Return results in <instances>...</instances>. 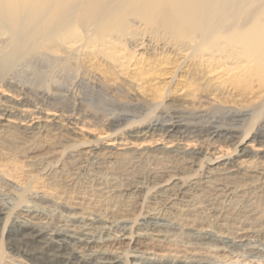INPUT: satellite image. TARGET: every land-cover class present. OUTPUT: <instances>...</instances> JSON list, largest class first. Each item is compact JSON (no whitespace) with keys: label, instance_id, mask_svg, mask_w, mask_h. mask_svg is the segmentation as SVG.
<instances>
[{"label":"rangeland","instance_id":"374dc122","mask_svg":"<svg viewBox=\"0 0 264 264\" xmlns=\"http://www.w3.org/2000/svg\"><path fill=\"white\" fill-rule=\"evenodd\" d=\"M133 29L146 32L140 23ZM17 31L0 34V126L10 118L20 130L39 127L30 134L0 127V264L60 263L61 253L9 220L28 214L53 229L88 228L97 243L86 253L112 252L124 264H264V59L61 39L30 54ZM164 122L180 125L168 131ZM181 145L204 155L190 161L172 151ZM243 147L246 154H237ZM78 151L82 163L74 166L70 155ZM221 156L232 161L226 175L213 161ZM201 180L223 183L222 191L204 196L190 186ZM159 181L172 191L155 187ZM186 205L198 209L187 215L190 230L180 220ZM154 210L176 229L142 225ZM198 228L216 239L192 240L187 233ZM223 234L236 242L218 241ZM73 254L80 264L85 253Z\"/></svg>","mask_w":264,"mask_h":264},{"label":"bare ground","instance_id":"6f19581e","mask_svg":"<svg viewBox=\"0 0 264 264\" xmlns=\"http://www.w3.org/2000/svg\"><path fill=\"white\" fill-rule=\"evenodd\" d=\"M28 1H30L28 10L23 15L21 14V10ZM134 23L143 25L146 31L145 34H138L133 29ZM17 28L16 36L23 42L22 44L26 51L30 54L36 53L42 41L53 43L61 39L74 43L82 40L85 45L89 46H95L96 43L111 45L117 41H126L131 44L132 49L143 50L147 53L153 48H173L172 51L190 50L191 53H188L189 57L194 51L195 55L200 58L209 56L208 60L221 56L240 61L243 57L248 63H261L264 59V0H0V34H10ZM189 57L187 56L186 59ZM210 65L213 67V64L210 63ZM48 99L50 98L48 97ZM4 112L2 115H6L8 111L5 109ZM27 118L25 117L23 121ZM5 121L6 123L1 124L0 127H13L25 134H30L39 127V121H37L38 123L27 125L24 129L20 130V126L15 125L14 119L8 118ZM29 121L30 119H27V122ZM150 125L152 126L153 124ZM179 125L172 122L167 126L166 123H162V126L168 127V131H173ZM216 131L218 130H214L215 133H217ZM91 146H94V144H88V147ZM95 147H91L90 151H95ZM172 151L183 153L184 156L189 157L190 161H194L200 155H204V152L200 150H188L182 145L175 147ZM260 152L264 156V148ZM74 153L70 155L71 161L74 163V166L80 165L82 163L81 152ZM239 153L241 155L246 154V148L243 147L238 150L237 154ZM225 159L222 156L213 159L214 163L218 164V167H222L221 170L219 169L222 175L233 171L231 170V159L228 158L224 162ZM163 182L159 181L155 187L163 189V191H172L173 187H169L172 183L166 182L164 184ZM224 182L226 183V181ZM167 185L169 186L167 187ZM222 185L224 184L221 182L210 180H201V182L192 181L190 183V186H195L204 196L208 194L205 192H209L208 190L210 189L221 192ZM174 193H178V191ZM170 195L172 194L166 196ZM189 206H187V213L181 214L184 217L180 220L190 230V226L192 225L189 226L190 220H188L187 215H195L198 209L197 207L191 209ZM2 213H4V207L0 205V214ZM27 216L30 220L26 219V221H23L19 217H9V220H11V224H17L24 228L27 227L31 236L41 245H44L49 250L55 249L56 252L61 253L59 264H74L68 255H74L73 253L76 254L80 251L85 253L81 255L80 264H119L120 262L124 264L123 258L112 252L93 250L86 253L87 250L91 251L95 247V243H97L92 236L91 230L88 228L77 225L76 229H53L37 224L39 222L36 223L35 219L40 218L37 214H28ZM142 225L153 227L154 230L159 232L163 228L169 231L176 229L174 223L163 221L159 212L155 210L145 217ZM73 226L72 228H74ZM120 229L124 230V227ZM187 234L191 236L192 240L203 244L216 239L205 228L193 229ZM217 238L218 241L225 244H234L236 242L229 235L225 234L219 235ZM44 246L43 248H45ZM174 260L176 262L174 264H209L207 260L198 258L184 261L183 263L179 259ZM125 264L152 263H145L139 259H135Z\"/></svg>","mask_w":264,"mask_h":264}]
</instances>
